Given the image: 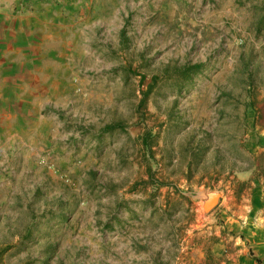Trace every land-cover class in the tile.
<instances>
[{"label": "rangeland", "instance_id": "1", "mask_svg": "<svg viewBox=\"0 0 264 264\" xmlns=\"http://www.w3.org/2000/svg\"><path fill=\"white\" fill-rule=\"evenodd\" d=\"M32 1L0 18V264H264V0Z\"/></svg>", "mask_w": 264, "mask_h": 264}, {"label": "crops", "instance_id": "2", "mask_svg": "<svg viewBox=\"0 0 264 264\" xmlns=\"http://www.w3.org/2000/svg\"><path fill=\"white\" fill-rule=\"evenodd\" d=\"M18 1L19 0H0V18L3 15H11L9 11H11L13 7H18ZM32 2L35 4L34 8H38L39 5H41L37 0H33Z\"/></svg>", "mask_w": 264, "mask_h": 264}, {"label": "trees", "instance_id": "3", "mask_svg": "<svg viewBox=\"0 0 264 264\" xmlns=\"http://www.w3.org/2000/svg\"><path fill=\"white\" fill-rule=\"evenodd\" d=\"M199 65L200 64H195L194 66H192V68H194V69H196V68H198L199 67ZM109 127H111V126H109ZM257 261H259V259L258 258H255Z\"/></svg>", "mask_w": 264, "mask_h": 264}]
</instances>
